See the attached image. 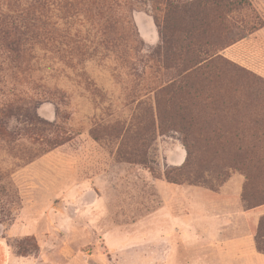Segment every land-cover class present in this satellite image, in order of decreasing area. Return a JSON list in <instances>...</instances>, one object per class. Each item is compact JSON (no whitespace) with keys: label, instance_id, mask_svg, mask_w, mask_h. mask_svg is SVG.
I'll list each match as a JSON object with an SVG mask.
<instances>
[{"label":"rangeland","instance_id":"obj_1","mask_svg":"<svg viewBox=\"0 0 264 264\" xmlns=\"http://www.w3.org/2000/svg\"><path fill=\"white\" fill-rule=\"evenodd\" d=\"M191 1L38 0L23 63L0 36V264L244 263L241 231L181 216L170 185L214 192L216 214L234 173L264 191V0L224 23ZM192 41L208 53L188 68Z\"/></svg>","mask_w":264,"mask_h":264},{"label":"trees","instance_id":"obj_2","mask_svg":"<svg viewBox=\"0 0 264 264\" xmlns=\"http://www.w3.org/2000/svg\"><path fill=\"white\" fill-rule=\"evenodd\" d=\"M26 5L18 11H5L2 13L0 18V36L3 42L4 47L9 50L12 54L17 55L20 61L23 63L24 53L26 45L34 40L40 38V33L38 24L36 23L37 14H35L34 8L38 3V0H26ZM229 0H193L190 2V10H205V8H214L218 11L217 17L220 19V23H224L227 20V12L229 9ZM238 0H233L232 3L237 2ZM241 1V0H240ZM189 6V5H187ZM201 42H193L186 45V52L189 56H186L183 60L184 64L188 65V68L198 65L203 59L204 55H207V49H201L204 47L200 45ZM197 46L198 49H193L192 46ZM219 59V58H217ZM215 60V59H214ZM205 66H197L196 70L200 72L204 70ZM174 84L160 88L159 92L165 93L168 96L169 100L175 99L177 95L176 90L182 91V87L175 88ZM192 109L184 107L181 111L173 113V118L175 120V128L180 129L181 131L189 128L190 119L189 116L192 114ZM188 147V145H187ZM188 153L189 147H188ZM243 202L245 203L246 208H253L259 205L264 204V191L258 193L247 192L245 189L244 195L242 194ZM256 241L259 250L264 252V215L261 217L259 226L256 232Z\"/></svg>","mask_w":264,"mask_h":264},{"label":"crops","instance_id":"obj_3","mask_svg":"<svg viewBox=\"0 0 264 264\" xmlns=\"http://www.w3.org/2000/svg\"><path fill=\"white\" fill-rule=\"evenodd\" d=\"M244 176L234 173L222 186L221 192L230 187L226 195L229 207L224 213L216 214L215 193L196 184H173L175 199L183 201L179 214L190 217L192 221L198 220L199 213H208L213 219L220 220L223 225L218 230L235 229L236 235L227 238L231 243L232 251L245 255L244 263L237 264H264V252L259 250L256 241V232L261 217L264 215V204L246 208L243 204L242 187ZM236 264V263H235Z\"/></svg>","mask_w":264,"mask_h":264}]
</instances>
